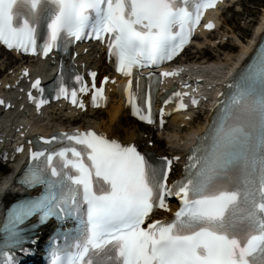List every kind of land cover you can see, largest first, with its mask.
<instances>
[{
    "label": "snow or ice",
    "instance_id": "snow-or-ice-1",
    "mask_svg": "<svg viewBox=\"0 0 264 264\" xmlns=\"http://www.w3.org/2000/svg\"><path fill=\"white\" fill-rule=\"evenodd\" d=\"M216 3L0 0V41L25 53L39 54V47L47 57L62 36L65 40H81L88 34L98 40L107 38L117 70L133 76L136 68L159 66L177 57L204 12ZM45 25L47 36L40 46L37 41ZM96 75L91 73V88L95 89L93 104L98 106L97 101L106 98L104 88L96 87ZM160 75L176 76L179 71ZM75 80L81 85L78 90H69L61 82L56 98L70 96L74 105L84 108L78 91L87 93L90 87L79 75ZM40 85L37 79L32 87L43 93ZM228 87H234V93L191 149L183 177L172 184L169 174L179 156H162L154 164L136 145L95 131L39 137L43 143L29 151V163L17 182L29 190H42L7 208L0 228L3 264H21L18 253L31 257L28 245L38 244L36 230L52 219L74 221L75 234L71 244L52 249L49 264H264V45L241 71L239 82ZM127 89L133 114L154 123L151 92L143 108L136 103L140 97L132 80ZM187 95L173 92L165 103L180 98L179 109L186 110L182 97ZM28 96L36 102L31 92ZM45 102L40 99L37 107ZM191 103L199 101L193 98ZM0 105H5L3 99ZM164 115L161 109V125ZM54 142L59 147H53ZM16 151L23 153L24 146ZM169 197L181 202L174 219L146 224L156 209L171 210ZM32 218L37 222L29 225Z\"/></svg>",
    "mask_w": 264,
    "mask_h": 264
},
{
    "label": "bare ground",
    "instance_id": "bare-ground-1",
    "mask_svg": "<svg viewBox=\"0 0 264 264\" xmlns=\"http://www.w3.org/2000/svg\"><path fill=\"white\" fill-rule=\"evenodd\" d=\"M224 23L227 24V21H224ZM230 31H231L230 33L234 35V32L232 30ZM230 33L226 31L223 34L220 33V35L222 37L223 35L230 36ZM236 39L239 40L237 37ZM239 41H240V44H243V48H244V51L243 53L241 52L242 53L241 55L238 54L236 58H233L232 56H228V57L226 56L225 61H219V62L213 63L212 65H207L206 67L202 68L203 71L210 70L212 72L217 73L218 71L219 72L222 71L224 65H226L227 67L230 65H233L234 61H236L235 59H237L236 63L242 61V59L247 55V49L249 48V41H242V40H239ZM6 56L8 60L13 58V56L10 54H6ZM96 58H97L96 55L93 56V58L91 59L90 57H85V58H82L81 62L82 61L86 62L90 67L97 68L101 70L102 73H104L107 70V68L104 65H102L100 62L95 63L94 61L96 60ZM186 58L188 57L186 56ZM184 61L186 60H183V62ZM17 63L18 62L16 61V64ZM1 67H4V65L1 64ZM62 117H63L62 115L59 118L58 116L55 118L53 116V122H51L53 128L56 125H66L67 127L72 125V122L64 121ZM81 122H83L86 126L102 129L108 132L112 137L119 138L126 143L134 142L136 140L141 145H147L148 141L145 140L144 135L152 134V132L148 128L141 126L137 124L135 121H133L132 119H130L128 115L123 112L121 105L119 106L112 105L109 111L105 113H100L97 116H89V115L84 116L81 119ZM183 123H184L183 121H179V118L177 117L173 118L172 123L170 124L168 128V132H169L168 140L167 142H165L167 143L166 144L167 146L164 143L156 139L154 140L156 143L155 151L158 154L160 155L175 154L177 151L180 152L181 149H183V146H181L180 144L183 141H185L186 136L190 132H192L194 129L193 127L194 123H192L189 129L181 130L180 128ZM203 131L204 130L200 128L196 131V133H202ZM5 174H6V171H3L1 175H5ZM2 193L3 192H0V194Z\"/></svg>",
    "mask_w": 264,
    "mask_h": 264
},
{
    "label": "rangeland",
    "instance_id": "rangeland-1",
    "mask_svg": "<svg viewBox=\"0 0 264 264\" xmlns=\"http://www.w3.org/2000/svg\"><path fill=\"white\" fill-rule=\"evenodd\" d=\"M241 6L244 9L242 13L231 10L224 15V20L227 21V25L224 26L223 31L228 32L229 29H233L236 34L233 36L239 37L241 40H247L253 35L255 28L261 22L262 16L264 15V0H243ZM232 47L233 44L228 46V49ZM216 55L219 54L212 53L210 57L217 60ZM236 56L232 57L236 58Z\"/></svg>",
    "mask_w": 264,
    "mask_h": 264
}]
</instances>
